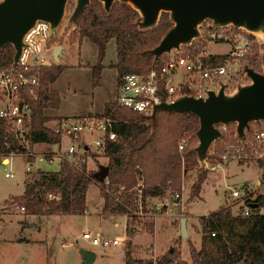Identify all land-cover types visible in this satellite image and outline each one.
I'll list each match as a JSON object with an SVG mask.
<instances>
[{
    "label": "trees",
    "instance_id": "obj_1",
    "mask_svg": "<svg viewBox=\"0 0 264 264\" xmlns=\"http://www.w3.org/2000/svg\"><path fill=\"white\" fill-rule=\"evenodd\" d=\"M137 17L131 8L118 3L113 5L109 15L99 3H92L79 15L78 27L72 37L79 44L86 39L97 48V64L92 72L94 85L100 80L102 62L110 42L114 43V68L119 77L127 73L146 75L151 71L152 57L144 54V51L152 48L171 24L168 16L163 14L154 30L140 32L134 26ZM198 45L200 44L194 42L187 49L193 50ZM13 56V48L5 47L0 52V67L11 65ZM258 58L257 51L255 58L248 64L257 67ZM62 71L61 66L44 68L38 101L27 100L33 118V145H54L59 141V137L48 126L53 119L45 111L60 105L59 97L49 93L48 87L59 78ZM99 116L110 118L114 122L113 129L117 136L115 142L107 141L102 150V156L106 159L105 167L108 168V184H105V180L98 182L94 177L100 165L95 171H88L85 163L82 170L77 171L73 182L67 175L69 167L66 163L55 172L39 171L26 178L24 193L19 201L30 214H82L86 208V193L91 184L99 186L103 214L138 213L146 209L151 200L162 199L168 192L180 193L184 172L199 167L193 151L197 144L194 134L198 128L195 116L160 112L151 137V121L148 116L120 107L115 101L105 104L103 113ZM255 126L258 131L264 130V122ZM252 131L254 126H251L250 132ZM183 138L190 142L180 152L178 146ZM222 141L236 142L234 129L224 132L220 142ZM0 154L5 157L24 154L13 134L4 128L1 121ZM258 164L262 168L264 180V161ZM207 174L205 168L199 169L191 188L194 197L199 196ZM139 184L142 185L140 203L135 191ZM118 186H123L126 191L123 204L115 202L106 192ZM49 192L58 195L59 199L48 200L46 195ZM246 205L248 214H244L243 208H240V213L233 216L229 208L221 207L214 213L200 217V248L190 245V262L182 261L181 252L176 245L172 247V251L156 260L134 259L128 250V241L124 252L125 264H264V191L246 201ZM150 232H153L152 227Z\"/></svg>",
    "mask_w": 264,
    "mask_h": 264
},
{
    "label": "rangeland",
    "instance_id": "obj_2",
    "mask_svg": "<svg viewBox=\"0 0 264 264\" xmlns=\"http://www.w3.org/2000/svg\"><path fill=\"white\" fill-rule=\"evenodd\" d=\"M73 8L74 3L69 2V9ZM73 32H66L56 40L55 47H62L58 61H55L52 55L48 56L51 66L63 67L59 78L48 87L49 93L57 95L60 99L58 108L45 111L54 122L64 117L80 118L99 114L105 103L115 101L119 76L114 68V43L107 45L97 86L92 82L93 68L97 64V48L86 39L79 44L72 37ZM208 48L213 54H222L227 49L214 44H208ZM254 68L258 69V61L257 67ZM246 82L247 79L240 80L241 84ZM54 122L51 121L48 126L52 128ZM252 126L254 131H258V127ZM232 129H235V125L227 126L223 133ZM181 140H186V145L190 142L187 138ZM221 140L209 150L208 167H205L208 174L202 183L199 196L194 197L191 192L199 173L198 167L193 171L184 172L181 184H184L185 189L179 193L178 203H174L173 193L168 192L164 196L163 200L168 207L167 214L157 213L155 205L163 202L154 199L137 215L135 212L127 215H103V199L97 184L88 187L86 208L82 214H30L26 209L22 212L20 207L23 205L19 201L24 193L27 168L55 172L60 166L58 163L49 165L46 161L39 162L38 158L28 159L24 154L13 155L10 164L0 163V264H82L80 249L95 255L92 264H125L124 252L127 250L128 241L132 242L128 245V250L134 259L156 260L176 245L181 252L182 261L190 262V245L196 249L200 248V217L214 213L222 206L229 208L230 213L237 216L242 205L238 201L228 200L230 190L243 194V188H255L261 178L262 168L256 162L243 164L227 161L219 165L218 156L225 144H232L229 141L220 142ZM40 146H35L33 153L45 155L50 149H55L52 145ZM90 148L93 153L85 155L86 168L88 171H95L98 165H106V159L102 156V151H95L94 146ZM212 153L215 155L212 156ZM76 164L77 160H74L72 165L67 164V175L71 182L77 175ZM213 167L215 169L211 170ZM6 172H11L14 177L5 178ZM260 190L255 191L253 195L264 191ZM182 218L186 219L187 238L181 237ZM153 222L154 232L151 233ZM141 225L144 226L143 233L137 235L136 230L141 228ZM84 232L99 233L109 240L118 238L127 241L116 247L102 248L84 241Z\"/></svg>",
    "mask_w": 264,
    "mask_h": 264
},
{
    "label": "built area",
    "instance_id": "obj_3",
    "mask_svg": "<svg viewBox=\"0 0 264 264\" xmlns=\"http://www.w3.org/2000/svg\"><path fill=\"white\" fill-rule=\"evenodd\" d=\"M74 1H68L64 20L52 36L50 27L45 22H38L26 34L16 70L13 69L12 64L0 67V121L4 128L13 134L16 143L24 150V155L28 159L38 158L39 162L46 161L49 165L58 163L60 167L64 163L72 165V162L77 160L76 166L80 171L86 163L85 155L93 153L90 146H94L95 151H102L107 141H116L114 122L110 118L96 115L60 118L51 128L52 132L59 137V141L52 145L55 149L45 155H37L33 153L35 146L32 143L33 118L31 106L27 101L30 99L36 102L39 99L41 73L44 68L52 65L48 56L54 55L57 48L55 47L56 40L66 32L75 31L74 25L66 26V21L73 11L69 9V2L74 3ZM195 42L200 45L193 50L187 49L191 45L160 57L155 67L146 75L135 73L121 75L118 78L115 103L132 112L148 116L155 106L161 103H172L183 96L206 98L208 92H217L221 84L226 85V92H231L238 84H241V79L246 80L243 67L249 65L248 62L255 58L257 51L259 53V43L255 37L232 27L216 28L210 23L202 26L201 39ZM208 44L221 45L227 49L222 54H213ZM220 129L223 132L226 127L220 126ZM186 143V140H181L178 146L180 152L183 151ZM5 146L9 147V145ZM13 155L5 157L0 154V163L10 164ZM218 159L219 165L227 161L243 164L263 162L264 130L249 131L243 141L237 140L232 144H225ZM205 167H208L207 160ZM214 169V167L211 168V170ZM37 172H39L38 169L28 167L26 175L30 177ZM4 177L9 179L14 175L6 172ZM105 184H108L106 179ZM259 186L264 188V180ZM141 188V184L135 188L139 203ZM184 189V184H181V190ZM243 191L244 193L241 194L237 190H230L229 196L231 201L240 202L242 212L248 214L246 201L251 191L249 188H243ZM106 192L115 202L123 204L126 192L123 186H118L111 191L106 190ZM46 197L48 200L59 199L58 195L50 192ZM173 198L177 202L180 200V194L174 192ZM157 206L159 211L165 207L163 204ZM24 210L23 206L20 207V211ZM163 213L167 214V211ZM135 214L138 213L135 212ZM143 229L144 226L141 225V228L136 230V234L141 235ZM82 239L93 246L102 248L116 247L127 241V239L118 238L109 240L99 233L92 234L91 232H84Z\"/></svg>",
    "mask_w": 264,
    "mask_h": 264
},
{
    "label": "water",
    "instance_id": "obj_4",
    "mask_svg": "<svg viewBox=\"0 0 264 264\" xmlns=\"http://www.w3.org/2000/svg\"><path fill=\"white\" fill-rule=\"evenodd\" d=\"M68 1L0 0V52L7 46L13 48L14 70L26 34L38 22H45L52 36L64 20ZM92 3L101 4L107 15L116 3L131 8L138 15L134 26L140 32L154 30L162 15L168 16L171 26L152 48L144 51V54L152 57L151 68L155 67L160 57L199 41L205 23L222 29L232 27L258 40V69L244 65L246 83L238 84L231 92H226V85L221 84L217 92H208L206 98L183 96L172 103L155 106L148 115L151 121L149 137L153 135L160 112L195 116L198 120L194 134L197 146L193 151L199 169H203L210 148L223 137L220 126L235 125L236 140L243 141L252 125L264 122V0H75L66 26L72 24L77 28L79 15ZM61 50L60 46L55 49V61H58ZM94 177L98 182H103L108 177V168L100 166ZM180 232L182 238H187L185 218L180 219ZM79 252L82 264L94 262L93 253L84 249Z\"/></svg>",
    "mask_w": 264,
    "mask_h": 264
},
{
    "label": "crops",
    "instance_id": "obj_5",
    "mask_svg": "<svg viewBox=\"0 0 264 264\" xmlns=\"http://www.w3.org/2000/svg\"><path fill=\"white\" fill-rule=\"evenodd\" d=\"M75 48V47H74ZM97 86H98V84H97ZM115 97H116V95H115ZM105 104H107V103H105ZM105 104H104V106H105ZM104 106H103V109H104ZM103 109H102V111H101V113L103 112ZM101 113H99V114H89V115H100ZM52 122H54L53 120H52ZM49 123H51V122H49ZM40 145H42V146H45L44 144H39V145H35V146H40ZM34 146V147H35ZM49 145H46V147H48ZM41 147V146H40ZM52 149H50V151H51ZM3 163H4V161H3ZM9 163H7L6 165H8ZM263 179H262V173H261V178L260 179H258V181H257V186L255 187V188H253V189H251L250 191H251V195H253V193H255V191H261L260 189H264V188H262V187H260L259 186V184L261 183V181H262ZM99 187V186H98ZM100 190V189H99ZM230 192H229V194H228V200L229 201H231V198H230ZM250 195V196H251ZM253 196H255V195H253ZM253 196H251V197H249L248 198V200H252L254 197ZM164 199V197L162 198V199H158L159 200V202H163L162 204L163 205H165V207L163 208V210L162 211H159L158 210V206L157 205H155V207H156V211H157V213H161V214H164L163 213V211H167V209H168V207H167V205L165 204V201L163 200ZM6 202H8V201H6ZM232 202H234V201H232ZM174 203L176 204V203H178V202H175L174 201ZM102 206H103V204H102ZM222 207H224V206H222ZM221 208V207H220ZM241 208V207H240ZM184 209V208H183ZM103 214V213H102ZM47 215H52V214H47ZM103 215H105V214H103ZM155 217V220H156V215L154 216ZM152 224V228H153V232H154V222L153 223H151ZM28 242V241H27ZM130 243H132V242H130Z\"/></svg>",
    "mask_w": 264,
    "mask_h": 264
}]
</instances>
